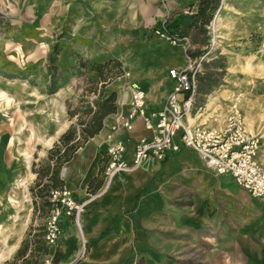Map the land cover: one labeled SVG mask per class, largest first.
<instances>
[{
	"label": "rangeland",
	"instance_id": "1",
	"mask_svg": "<svg viewBox=\"0 0 264 264\" xmlns=\"http://www.w3.org/2000/svg\"><path fill=\"white\" fill-rule=\"evenodd\" d=\"M178 3L138 0L100 10L84 0H0V91L12 100L7 103L0 97V146L5 145L0 153V182L2 175L4 180L0 200L5 198L4 212L10 213L11 224L24 219L27 232L30 225L44 223L29 192L36 177L32 163L39 168L52 140L58 138L55 131L76 121V116L69 119V110L81 115L87 103L98 98L100 83L95 73L73 68L75 54L89 61L111 57L121 61L123 74L105 86L103 97L110 90L128 86L121 84L133 81L136 74L156 70L166 56L185 65L183 49L159 34L174 20L184 31L180 35L190 40L187 54L194 57L205 51L200 74L210 71L221 80L210 94L196 95V112L217 130L239 118L245 129L261 136L259 160L264 162V0H220L205 31L196 36L186 25L198 2L195 6ZM159 11L162 13L155 16ZM217 60L225 65L221 75V69L211 64ZM53 66L60 70L71 67L70 79L57 93L48 94L46 85ZM244 193L243 200L228 198L225 202L220 197L218 222L208 224L219 241L227 222L236 229L257 208ZM229 212L234 216H228ZM203 247L207 245L203 243Z\"/></svg>",
	"mask_w": 264,
	"mask_h": 264
},
{
	"label": "crops",
	"instance_id": "2",
	"mask_svg": "<svg viewBox=\"0 0 264 264\" xmlns=\"http://www.w3.org/2000/svg\"><path fill=\"white\" fill-rule=\"evenodd\" d=\"M84 1L93 9L107 10L138 0ZM198 1L167 0L170 5L179 2L185 6H195ZM159 13L162 11L155 12V16ZM165 58L156 70L147 69L136 74L133 81L121 84L129 85L118 88L117 111L105 117L101 130L79 147L63 166L65 186L76 200L86 202L81 225L87 250L85 256L75 262L81 249L79 234L71 220L63 217L57 243L46 245L44 256L53 264H264V201L251 196L232 176L215 174L188 148L181 147L163 160L150 156L129 172L116 176L106 190H101L109 144L123 141V158L132 165L136 142L151 135L140 117L133 120L131 130L120 126L118 120L128 112L130 84L135 83L146 92L148 113L163 106L174 84L167 70L184 66V61L177 63L173 57ZM199 112L193 111L194 119L206 125L205 117ZM71 123L68 121L57 129L55 137ZM114 125L117 128L112 130ZM4 147L0 146V153H4ZM1 178L0 187L4 184L3 175ZM235 186L246 192L257 208L250 211L251 214L246 215L249 218L236 229L227 222L223 240L219 241L208 224L218 222L220 197L225 198V202L228 198H246ZM0 201L2 264L20 247L27 222L23 219L11 224L10 213L4 212L5 198ZM228 216L234 214L229 212ZM203 243L207 247H203Z\"/></svg>",
	"mask_w": 264,
	"mask_h": 264
},
{
	"label": "built area",
	"instance_id": "3",
	"mask_svg": "<svg viewBox=\"0 0 264 264\" xmlns=\"http://www.w3.org/2000/svg\"><path fill=\"white\" fill-rule=\"evenodd\" d=\"M159 34L171 45L183 49L185 65L167 70V75L174 84L163 106L156 112H147L146 92L138 86L133 87L128 112L120 117L118 123L131 130L133 120L140 117L151 135L136 142L132 165L127 164L123 158V141L109 144L101 190H106L116 176L129 172L150 156L163 160L168 154L185 147L195 152L215 174L232 176L251 196L264 201V162L259 160L261 136L245 129L239 118L231 120L224 130L207 127L194 119L192 110L197 91V74L202 71L205 56L194 58L187 54L191 46L187 36L169 31L166 27ZM115 128L116 125L111 127L112 130ZM47 199L50 211L44 219L42 238L47 246L55 245L62 232V218L70 219L80 238L81 249L76 262L85 256L87 250L81 225L86 202L76 200L65 185L51 188ZM40 264L53 263L49 257L44 256Z\"/></svg>",
	"mask_w": 264,
	"mask_h": 264
},
{
	"label": "trees",
	"instance_id": "4",
	"mask_svg": "<svg viewBox=\"0 0 264 264\" xmlns=\"http://www.w3.org/2000/svg\"><path fill=\"white\" fill-rule=\"evenodd\" d=\"M219 6L220 0H199L197 9L191 14L190 22L186 25L187 29L191 28L194 36L202 34L205 31V25L211 21ZM168 26L169 31L178 32L179 34L184 33V31L179 30L177 20L169 23ZM194 41L200 42L196 39ZM58 51L59 49L56 46L55 54ZM200 55L205 56V51L201 52ZM200 55H196L194 58ZM75 57L76 64L72 67H76L78 72L86 69L94 72L95 80L100 83V92L96 100H91L87 103L85 108L87 110L83 113L84 115H80L75 110H69V119L76 116V121L72 122L53 142L52 146L47 149L46 159L39 168H35V164L32 163V172L35 173L36 177L33 184L29 187V192L35 211L43 218H46L50 211V202L46 198L49 189L65 185L61 176L62 167L71 159L73 153L79 147L83 146L89 138L101 130L105 117L117 111V91L110 90L103 97L102 93L106 85L123 74L121 61L114 57L104 61H89L80 54H75ZM211 64L221 69L218 72L219 75L224 73L225 65L222 61H213ZM70 70L71 67L61 70L58 66L51 68L50 80L46 85L48 94L57 93L59 89L68 83ZM220 84V78L214 77V73L210 71L205 74H197L196 95H208ZM197 106L198 103L195 101L192 111H195ZM42 235L43 224L30 225L15 255L11 259L5 260L2 264H40L42 257L47 253V246Z\"/></svg>",
	"mask_w": 264,
	"mask_h": 264
},
{
	"label": "bare ground",
	"instance_id": "5",
	"mask_svg": "<svg viewBox=\"0 0 264 264\" xmlns=\"http://www.w3.org/2000/svg\"><path fill=\"white\" fill-rule=\"evenodd\" d=\"M131 86H133V87H136V86H139V85H137V84H132ZM141 88V87H140ZM131 89H132V87H131ZM0 97L1 98H3V99H5L6 100V102L7 103H9V102H11L12 100H11V98H9V97H7V95H6V93L4 92V91H0ZM3 99H1V100H3ZM0 100V101H1ZM11 198V197H10ZM12 199V198H11ZM10 201H12V200H10ZM16 204H17V201H16ZM1 257H3V255H0V258Z\"/></svg>",
	"mask_w": 264,
	"mask_h": 264
}]
</instances>
